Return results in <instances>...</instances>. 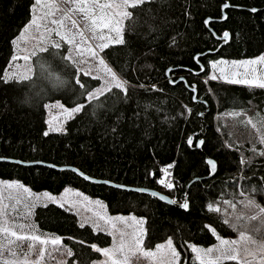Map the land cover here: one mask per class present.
Listing matches in <instances>:
<instances>
[{"label": "trees", "instance_id": "obj_1", "mask_svg": "<svg viewBox=\"0 0 264 264\" xmlns=\"http://www.w3.org/2000/svg\"><path fill=\"white\" fill-rule=\"evenodd\" d=\"M33 2L34 0H0V77L3 75V69L8 68L13 52L10 41L31 18L30 5ZM225 2L236 7L226 9L227 19L221 21L220 14ZM189 5L191 15L187 16L184 15V9ZM146 7L154 11L145 14L143 19L164 27L166 37L150 43L153 33L139 39L137 35L129 34L127 38L138 50L131 59L134 71L128 74L134 75L140 82L156 83L163 91L153 94L136 89L128 107H135L139 99L141 104L151 101L161 110H152V130L149 134L143 135V127L146 125H142L141 128L130 130L131 136L127 142L123 138L115 141L111 137L102 140L98 135L99 130L82 112L66 123L67 132H49L48 136H44L43 133L47 129V111H43L41 105L51 103L55 99L64 102V97H69L66 106H74L71 103V94L64 90L49 92L38 85L44 92L43 102L35 106H25L20 103L19 97L28 86L27 82L5 84L0 79V157L41 161L57 166L70 165L95 178L156 189L181 202L189 182L199 177V180L190 185V209L167 204L151 197L150 194L93 183L71 170H57L43 164L22 165L0 161V178L20 180L33 191L48 190L55 194L65 186L73 187L92 198L104 200L111 214L144 216L145 244L148 247L171 237L174 245L181 251L184 264H199L185 242L201 246L214 244L216 239L210 231L202 230L205 223H212L217 227L221 236H235L238 233L236 230L222 224L224 211L227 209L229 213L246 212L247 209L240 203L237 195L240 191L237 184L240 182L232 178L241 174L249 177L253 173L257 177L264 175V171L260 170L264 160L255 159L248 166V171L241 173L239 153L231 149L222 150L224 140L232 143L239 140L242 142L241 151L246 156L252 155L246 151L249 147L246 141L250 138V126L245 127L239 123L242 117H230L226 113L233 107L243 106L255 120L253 113L264 110V89L219 81L203 85V76L190 74L188 69L197 68L192 59L197 53H204L212 48L216 50L221 43L210 28L218 35L227 30L231 38L216 52L201 56L202 64L220 57L244 59L264 52V0H167L165 4L153 3ZM253 7L257 8V12L250 11ZM208 17L213 19L210 28L203 23ZM162 20L168 21L167 25H164ZM143 32H148L147 24ZM172 37L176 38L177 45L169 47V39ZM61 51L66 55L67 46H62ZM136 56L139 59H136ZM44 58L52 60L49 55ZM125 59L126 54L120 47L112 49L109 62L113 67L118 63L122 64ZM170 67L174 68L171 72L173 78L184 76L189 83L197 85L199 98L208 101L209 111L205 112L203 119L197 113L205 111L206 105L192 101L193 93L183 82H168L165 69ZM85 79L93 87L99 84V81L91 76ZM208 87L214 90V95L206 92ZM233 101L239 104H233ZM182 105L193 109L191 114L185 113L187 118L178 116ZM217 113L222 115L218 117ZM164 116L169 119L165 121ZM125 129L128 130L127 124ZM192 135L194 141L200 138L206 141L202 148L188 146L187 139ZM205 156L217 161L218 168L212 177H209ZM173 160L177 161V164L171 171L178 183L174 189L169 190L163 185H158L156 180L161 175L159 170ZM149 170L157 174L155 178L147 177ZM251 183L256 184L257 181L252 180ZM256 199L264 205V196H257ZM224 200H232L236 203V209L223 204ZM210 202L219 203L221 211L209 212L205 205ZM74 216L75 213H68L52 203H48L47 207L37 205L32 212L33 222L42 233L58 234L62 237L82 236L88 244L97 243L100 247H107L112 243V236L107 232L91 233L90 229L88 232L78 231L73 223ZM63 243L73 246V241L67 239H64ZM80 247L76 244L74 250ZM86 252L90 253L86 256L88 261L97 260L102 256L90 248H87ZM224 264H237V261H227Z\"/></svg>", "mask_w": 264, "mask_h": 264}, {"label": "snow or ice", "instance_id": "obj_2", "mask_svg": "<svg viewBox=\"0 0 264 264\" xmlns=\"http://www.w3.org/2000/svg\"><path fill=\"white\" fill-rule=\"evenodd\" d=\"M153 3L165 4L167 0H60L59 4L56 3V0H34L31 3V18L23 24L18 35L10 41L13 52L9 64L18 60L17 51L23 53L19 58L25 64H13L12 71L5 67L0 79L5 84L27 82L32 87H37L47 81L54 89H57V92L68 85L64 91L71 94V103L74 106H66L69 97H64V102L61 99H55L51 103L41 105L42 110L49 114V119L45 121L48 128L44 131V136H48L49 132H67L64 123L82 112L99 130L98 135L102 140L111 137L115 141L123 138L127 142L131 136L130 130L141 128L142 125H146L143 127V135L149 134L152 130L150 121L152 110L157 112L161 110L153 102L141 104L139 99H137L135 107L129 108L128 106L132 100L133 91L136 89L153 94L157 91L162 92L163 89H160L156 83L140 82L137 77L128 74L134 71L131 67V59L138 49L132 46L133 42L127 37L129 34H135L139 39L153 33L150 43H155L156 40L166 37L164 27L148 23L143 19L145 14L154 11V9L146 7ZM229 7L236 6L227 2L222 5V9ZM57 9L59 11L56 14L59 15V18H52ZM38 11L43 12V15H37ZM250 11L255 13L257 9L253 7ZM184 15H191L190 5L185 7ZM152 19L155 20V17ZM211 19L212 17H209L203 23L208 25ZM220 19H227V13L222 11ZM49 23L55 27H49ZM162 23L167 25L168 21L162 20ZM145 24L148 28L147 33L143 32ZM32 29L40 32L38 38L33 37L37 40L34 44L29 41ZM229 36V31L225 30L222 38L227 41ZM19 41H28L30 46L20 49L17 47ZM65 45L67 46L66 55L61 51L62 46ZM176 45V38H170L169 47ZM114 47H120L127 57L122 64L118 63L115 67L109 62ZM214 50V48L209 49L210 52ZM45 55L51 56L52 60L42 63ZM202 55L203 53H197L192 57L197 68H189L188 72L196 76H203L201 81L203 85H208L211 81H219L264 89V70L259 71V74L257 72V66L264 65V52L247 59L229 61L220 57L203 64L200 63ZM135 58L139 59L138 56ZM61 65L62 67H60ZM147 67L151 68L152 66L147 65ZM165 71L171 73L174 68H166ZM93 72H95L93 79L100 82L96 87H93L85 79L92 76ZM62 73H66L70 77V81L64 79ZM134 80H136L135 83ZM178 80L194 93L191 97L192 101L207 104L206 99L200 100L197 85L189 83L184 76H180ZM168 82L177 84V79L172 78ZM41 90L43 91V89ZM205 90L214 95V90L211 87ZM27 102L26 98L20 103ZM233 104H239V102L233 101ZM248 104L251 106V101ZM53 109L58 110L54 115L52 114ZM192 112L193 109L188 105H182L178 116L187 118L185 113L191 114ZM197 115L203 117L205 113L201 111ZM220 115L222 114L217 113L218 117ZM226 115L242 117L239 123L245 127L250 126L251 129L250 138L246 141L249 145L246 151L251 152V156H246L241 151L242 142L239 140L236 143L228 140L222 142V150L231 149L239 153L240 172L244 173L248 171V166L255 159L264 160V110L253 113L256 116L255 120L243 106L233 107ZM163 118L165 121L169 119L167 116ZM125 124H127L128 130L125 129ZM219 131L220 129L217 127V132ZM205 142L203 139L194 141L192 136L187 139L189 147L198 148ZM205 162L209 166L208 174L212 176L217 171V161L205 156ZM176 164L177 161L173 160L159 170L161 175L156 180L158 185H163L169 190L177 186L178 182L170 171ZM50 167L57 166L53 164ZM260 170L264 171V165ZM71 171L88 181L111 185L115 189H128L127 185L113 184L111 180H96L79 168H71ZM156 175L152 170L147 172V177L155 178ZM232 179L240 182L237 184L240 189L237 195L247 211L229 213L225 209L222 224L236 230L238 238L226 239L217 232V227H214L212 223H205L202 230L210 231L218 243L203 248L196 243L185 242L191 252L195 254L194 259L199 264H224L227 261H239V264H264V240L257 241L250 234L264 230V205L256 199L257 196H264V175L257 177L253 173L249 177L241 174ZM252 180H256L257 183L252 184ZM0 185H6L10 190L9 204H4V198L0 196V264H46V255L52 257L53 253L61 257L57 264H129L130 258L137 253L146 258L157 260V264H184L181 251L174 246L171 237L164 243L157 244L155 250H145L141 247V238L145 229L139 226L145 222L144 216L110 215L107 210L108 205L104 200L99 198L93 200L78 189L68 186L55 194L48 190L34 192L31 187L26 186L20 180H0ZM12 189H16L14 194L11 193ZM132 191L150 193L151 197L168 203H179V206L185 210H189L191 206L190 187L184 191L182 202L174 198L170 199L169 196L148 188H136ZM73 192L77 197H83V199H73L69 196ZM48 203L58 205L60 209H64L68 213H75L73 223L78 231L88 232L90 229L91 233L107 232L113 236L112 245L100 247L97 243L88 244L82 236L62 237L58 234L48 235L40 232L38 226L31 222L32 209L37 205L47 207ZM223 204L236 209V203L232 200H224ZM21 205L27 209L26 212L21 210ZM87 205L94 207L87 208V212L90 214L86 215L80 209ZM205 208L209 212L219 213L221 211L219 203H207ZM117 222H122L125 228L130 231H119ZM64 239L73 241V246L63 243ZM76 244L81 247L74 250ZM87 248L95 253L103 254L106 259L104 261H88L86 256L90 253L86 252ZM33 253L35 254L34 260L31 259ZM117 256L120 258H115Z\"/></svg>", "mask_w": 264, "mask_h": 264}, {"label": "rangeland", "instance_id": "obj_3", "mask_svg": "<svg viewBox=\"0 0 264 264\" xmlns=\"http://www.w3.org/2000/svg\"><path fill=\"white\" fill-rule=\"evenodd\" d=\"M56 3L59 4V3H60V0H56ZM58 11H59V10L57 9L56 12H54V15H53L52 18H56V19L59 18V15L56 14ZM37 15H43V12L38 11V12H37ZM48 26H49V27H55L54 25H51L50 23H49ZM39 35H40V32L35 31L34 29L30 30L29 41H31V43H33V44L36 43L37 40L33 39V37L38 38ZM26 46H30L29 43H28V41H19V42H18V45H17V47L20 48V49H23V48H25ZM16 55L18 56V60L15 61V62H12V64H9V66H8L9 71H12V70H13V64H15V65H24V64H25V62H24L22 59L19 58V57H22L23 53L20 52V51H17V52H16ZM225 59H227V60H229V61L234 60V59H229V58H225ZM244 59H247V58H244ZM237 60H238V59H237ZM261 70H264V65L257 66V72H258V74H259V71H261ZM94 76H95V72H93V74H92L91 77H94ZM202 80H203V79H202ZM99 83H100V82H99ZM97 86H99V84H98ZM69 107H71V106H69ZM56 111H58V110L53 109V110H52V114L54 115ZM47 119H49V114H48V112H47L46 120H47ZM68 121H69V120H67V121L64 123V127H66V123H67ZM47 128H48V125H47ZM0 180H8V179H1V178H0ZM23 184H24V183H23ZM25 185H26V184H25ZM26 186H28V185H26ZM28 187H29V186H28ZM71 188H73V187H71ZM73 189H76V188H73ZM78 190H79V189H78ZM15 191H16V189H12V190H11V193L14 194ZM79 191H80V192H83V191H81V190H79ZM34 192H41V191H34ZM83 193H84V192H83ZM84 194H85L86 196H88L86 193H84ZM9 195H10V190H9L8 186H6V185H0V196H2V197L4 198V199H3V203H4V204H9V203H10V200L8 199ZM69 196H71L73 199H80V200L83 199V197H77V196L75 195L74 192H73V193H70ZM88 197H90V196H88ZM90 198H92V197H90ZM92 199L94 200V199H96V198H92ZM90 207H94V206H93V205H87V207H83V206H82L80 210H81V212H82L83 214H86V215H87V214H90V213L87 212V208H90ZM34 208H35V207H34ZM34 208H33V209H34ZM33 209H32V212H33ZM21 210H22V211H25V212L27 211V209H24L22 205H21ZM107 210H108V209H107ZM108 212H109V211H108ZM109 214H110V215H117V214H111L110 212H109ZM121 215L128 216L129 214H121ZM132 215H134V214H132ZM135 216H136V215H135ZM31 222H32L33 224H35V223L33 222L32 216H31ZM35 225H36V224H35ZM139 227L145 229V222H144L142 225H140ZM117 229H118L119 231H130L129 229H126V228H125V226L123 225L122 222H117ZM250 234H252V235L254 236V238H255L257 241L264 240V230H259V231H256V232H254V233H250ZM48 235H49V234H48ZM222 237H224V236H222ZM224 238H226V239H237V238H238V233H237L235 236H232V237H224ZM116 239H117V241H118V239H119L118 234H117ZM141 240H142V242H141V247H143L145 250H147V249L155 250V246H156L157 244H162V243H164V242L166 241V240H165V241H163V242L157 243V244H156L155 246H153V247H148V246L145 244V231H144L143 234H142V238H141ZM112 243H113V236H112ZM112 243H111L109 246H111ZM215 243H218V241L216 240ZM215 243H214V244H215ZM173 244H174V242H173ZM109 246H107V247H109ZM174 246H175V245H174ZM200 246H201V245H200ZM210 246H211V245H210ZM202 247H203V248H207V247H209V246H202ZM193 255H195V254H193ZM115 258L119 259L120 257L117 256V257H115ZM31 259H33V260L35 259V254H34V253H33L32 256H31ZM60 259H61V257H59V256H57L55 253H53V254H52V257H48V256L46 255V257H45V262H46V264H57V261L60 260ZM105 259H106V258H105L104 255L102 254V256H101L99 259H97L96 261H104ZM129 264H157V260L152 259V258H146V257H144L142 254L137 253L135 256H132V257L130 258V260H129ZM237 264H239V261H237Z\"/></svg>", "mask_w": 264, "mask_h": 264}, {"label": "water", "instance_id": "obj_4", "mask_svg": "<svg viewBox=\"0 0 264 264\" xmlns=\"http://www.w3.org/2000/svg\"><path fill=\"white\" fill-rule=\"evenodd\" d=\"M257 9V8H256ZM223 12H226V9H223ZM209 18V17H208ZM207 18V19H208ZM212 20L213 19H211V20H209V24L207 25L209 28H210V22H212ZM221 21H223V20H226V19H220ZM210 30L213 32V33H215L214 35H215V37L218 39V40H220L221 41V43L219 44V46H218V48L215 50V51H212V52H210V51H206V52H204L203 53V55L202 56H204V55H206V54H208V53H214V52H216L222 45H226L229 41H230V38H231V34H230V36H229V38L227 39V41H225L222 37H223V34L222 35H218L212 28H210ZM230 33V32H229ZM201 63V62H200ZM167 77H168V79H172L173 77L171 76V73H167ZM177 82H181V81H179L178 79H177ZM193 95H194V93H193ZM200 100H203V99H201L200 98ZM194 102H197V101H194ZM206 105V109H205V111H203L204 113L205 112H208L209 111V105H208V103L207 104H205ZM202 119L204 118V116L203 117H201ZM192 137H193V139H194V136L192 135ZM201 139H203V138H200L199 140H201ZM199 149L200 148H202V146L201 147H198ZM0 161H8V162H14V163H19V164H22V165H34V164H43V165H47V166H49L50 167V165H53V164H51V163H46V162H41V161H22V160H17V159H11V158H4L3 157V159H0ZM57 166V165H56ZM71 168H77V167H74V166H70V165H63V166H57V167H55V169H57V170H65V169H67V170H71ZM217 168H218V165H217ZM216 173V172H215ZM214 173V174H215ZM86 174V173H85ZM213 174V175H214ZM87 175V174H86ZM212 175V176H213ZM212 176H209V177H212ZM95 178V177H94ZM96 180H104V179H100V178H95ZM200 179V178H199ZM194 181H197V178H194L193 180H191L190 182H189V184L187 185V188H186V190H188L189 189V187H190V185L194 182ZM90 182H93V181H90ZM93 183H95V182H93ZM113 184H119V183H115V182H113ZM109 186H111V185H109ZM128 186V189L127 190H129V191H132V189H136V188H147V187H137V186H130V185H127ZM148 189H151V190H155V191H157V192H160L161 194H163V195H167V196H169L170 197V199H173V197H171L170 195H168V194H166V193H164V192H162V191H159V190H156V189H152V188H148ZM136 192V191H135ZM140 193V192H139ZM145 194H150V193H145ZM158 199V198H157ZM163 202H165V203H167V204H171V205H175V206H178V207H180L179 206V203H177V204H172V203H168V202H166V201H163ZM181 208V207H180ZM183 209V208H182Z\"/></svg>", "mask_w": 264, "mask_h": 264}, {"label": "clouds", "instance_id": "obj_5", "mask_svg": "<svg viewBox=\"0 0 264 264\" xmlns=\"http://www.w3.org/2000/svg\"><path fill=\"white\" fill-rule=\"evenodd\" d=\"M49 60L46 58L42 59V63H48ZM64 79L69 80L70 81V77L66 74V73H62ZM41 86L43 88H46L47 91L51 92V91H57V89H54L52 87V85L50 83H48L47 81H45L43 84H41ZM68 85H65L64 88L59 89L61 90H65V88H67ZM25 98L28 99L27 103H24L25 106H35L38 105L40 103L43 102V98H44V92L41 90V87L37 86V87H32L30 85L26 86L25 91L21 94V96L19 97L20 102L24 101Z\"/></svg>", "mask_w": 264, "mask_h": 264}, {"label": "built area", "instance_id": "obj_6", "mask_svg": "<svg viewBox=\"0 0 264 264\" xmlns=\"http://www.w3.org/2000/svg\"><path fill=\"white\" fill-rule=\"evenodd\" d=\"M171 171V170H170ZM172 172V171H171ZM172 175H173V172H172ZM174 176V175H173ZM174 199H176V198H174ZM177 200V199H176Z\"/></svg>", "mask_w": 264, "mask_h": 264}]
</instances>
